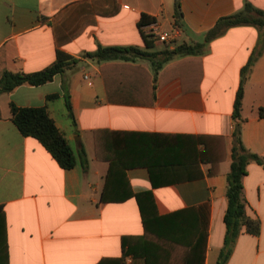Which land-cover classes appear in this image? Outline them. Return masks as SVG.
<instances>
[{
    "label": "crops",
    "instance_id": "crops-1",
    "mask_svg": "<svg viewBox=\"0 0 264 264\" xmlns=\"http://www.w3.org/2000/svg\"><path fill=\"white\" fill-rule=\"evenodd\" d=\"M249 1L264 10V0ZM179 2L181 28L174 24V0H0V75L45 68L57 45L77 60L47 83L0 93V258L7 246L8 264H131L121 238H141L144 228L129 193L151 195L158 215L167 216L153 236L157 264L218 260L226 232L233 103L240 69L263 28L234 26L208 42L199 84L192 56L176 55L158 70L144 58L98 62L86 56L99 46L145 49L137 25L142 14L160 31H178L169 48L201 41L218 18L248 1ZM150 24L141 30L147 33ZM160 46L154 40L153 50ZM11 102L46 107L74 153V167H60L37 139L18 131ZM262 106L264 49L244 84L240 111L242 143L264 159ZM220 157L217 173L209 174L210 160ZM242 185L246 214L260 230L254 235L243 227L225 264H264V168L248 163ZM104 189L122 201H102ZM204 203L205 240V211L198 209Z\"/></svg>",
    "mask_w": 264,
    "mask_h": 264
},
{
    "label": "trees",
    "instance_id": "trees-1",
    "mask_svg": "<svg viewBox=\"0 0 264 264\" xmlns=\"http://www.w3.org/2000/svg\"><path fill=\"white\" fill-rule=\"evenodd\" d=\"M174 24L177 27H183L182 12L179 0H174ZM154 20L149 16L142 14L137 23L141 36L143 38L145 49L135 46H99L95 51L86 54L87 57L96 61H132L135 58H144L149 60L158 70L164 63L171 60L174 56H192L195 58L196 66L192 68V74L197 75V84L202 77V65L200 55L208 42L221 36L227 29L234 26L251 25L263 28V34L260 44L252 51L246 64L240 69V81L236 91L232 117L235 121L232 132L231 162L226 176V210L224 213V224L226 228L224 247L220 251L219 258L215 264H225L230 255L235 241L243 227L248 233L257 235L260 230L259 221L250 218L245 210V198L243 195L242 179L246 174V166L250 162H256L264 168V159L256 153L250 152L242 143L241 131V106L244 92V84L248 79L251 68L258 56L264 49V10L253 6L250 2H245L242 9L231 14L221 16L215 24L205 31L201 41L190 43L182 42L169 48L170 45L160 50H153L154 39L150 34L141 30L145 24L152 23ZM77 62L76 58L68 55L56 48L55 60L45 68L35 72H12L4 70L0 75V93L10 92L20 85L37 86L51 81L54 75L63 72ZM189 72V70H187ZM104 83L106 84L105 78ZM67 113L72 123L75 124L74 115L67 93L64 94ZM10 119L23 136H30L37 139L44 148L52 155L60 167L70 169L76 164L74 153L68 144L64 135L55 125L54 120L49 116L45 106L22 107L13 102L9 104ZM258 115L264 118V106L258 109ZM210 160L211 166L209 174H215L218 171V161ZM82 165L85 167L86 157L81 153ZM107 180V179H106ZM134 196L137 200L144 233L141 238L125 236L121 238V245L124 249L123 256L130 254L132 256L131 264H157L158 253L154 250L157 245L153 236L159 235V223L167 216H160L157 213L154 201L151 195L129 193V197ZM123 198H108L105 195V189L101 194L102 201H122ZM198 209H204L205 216L201 222L202 236L205 240L208 224L209 205L204 203L198 206ZM121 260V259H120ZM189 264V260H187ZM203 263V256L200 258V264ZM0 264H8V251L5 246L4 258H0ZM98 264H101L99 262Z\"/></svg>",
    "mask_w": 264,
    "mask_h": 264
},
{
    "label": "built area",
    "instance_id": "built-area-1",
    "mask_svg": "<svg viewBox=\"0 0 264 264\" xmlns=\"http://www.w3.org/2000/svg\"><path fill=\"white\" fill-rule=\"evenodd\" d=\"M147 33L150 34L151 37L158 42H169L172 39L176 38L178 31L176 29H173L170 32L160 31L158 24L152 22L149 25Z\"/></svg>",
    "mask_w": 264,
    "mask_h": 264
},
{
    "label": "rangeland",
    "instance_id": "rangeland-1",
    "mask_svg": "<svg viewBox=\"0 0 264 264\" xmlns=\"http://www.w3.org/2000/svg\"><path fill=\"white\" fill-rule=\"evenodd\" d=\"M246 1L250 2L249 0H246ZM244 3H245V2H244ZM243 6H244V4H243ZM243 6H242V8H243ZM162 14H163V12H162ZM164 16H165V13H164ZM165 30H168V26H165ZM175 41H176L175 39H172V40L169 41V42H160V43H161L160 49H163L164 47H166V46H168V45H170V44H174ZM157 42H158V41H157ZM160 49H159V50H160Z\"/></svg>",
    "mask_w": 264,
    "mask_h": 264
}]
</instances>
